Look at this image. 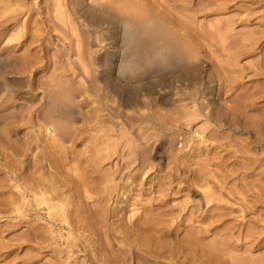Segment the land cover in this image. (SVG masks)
<instances>
[{"label": "rangeland", "instance_id": "1", "mask_svg": "<svg viewBox=\"0 0 264 264\" xmlns=\"http://www.w3.org/2000/svg\"><path fill=\"white\" fill-rule=\"evenodd\" d=\"M118 1L0 0V264H264V0Z\"/></svg>", "mask_w": 264, "mask_h": 264}, {"label": "bare ground", "instance_id": "2", "mask_svg": "<svg viewBox=\"0 0 264 264\" xmlns=\"http://www.w3.org/2000/svg\"><path fill=\"white\" fill-rule=\"evenodd\" d=\"M112 1H114V0H112ZM117 1H118V0H117ZM120 1H121V0H120ZM133 1H134V0H133ZM133 1H132V3H133ZM135 1H136V0H135ZM118 2H119V1H118ZM121 2H122V1H121ZM121 2H119V3H121ZM123 2H124V1H123ZM128 2H129V1H128ZM136 2H137V1H136ZM136 2L133 3V4H135V6H134L133 4L131 5V3L128 4L127 2L124 3L125 5L120 4V5L122 6V7H121L122 9H126V8H128L126 12L124 11L125 13H129V12H130V11H129V7H130V9H132V11L134 12V16H133L132 18H134V19H135L136 17H140V16L144 13V8L141 6V5H143V4L140 3V2H137V3H136ZM147 2H148V0L146 1V3H147ZM138 3H139V4H138ZM113 4H114V2H113ZM126 4H127V5H126ZM136 4H138V5H136ZM148 4H149V2L147 3V5H148ZM116 5H117V4H116ZM129 5H130V6H129ZM149 5L151 6V4H149ZM145 6H146V4H145ZM150 6H149V7H150ZM121 8H119V9H121ZM156 8L158 9V7H154V9H156ZM122 9H121V10H122ZM150 9H151V8H150ZM121 10H120V11H121ZM152 10H153V8H152ZM152 10H150V11H152ZM128 11H129V12H128ZM153 11H154V10H153ZM153 11H152V12H153ZM156 11H157V10H156ZM158 11H159V10H158ZM122 12H123V11H122ZM133 12H132V13H133ZM154 12H155V11H154ZM154 12H153V13H154ZM161 14H162V13H161ZM163 14H164V13H163ZM166 14H167V13H166ZM131 15H132V14H131ZM149 16H150V15H149ZM149 16H148V17H149ZM159 16H160V15H159ZM141 17H142V16H141ZM144 17H145V16H144ZM146 17H147V16H146ZM153 17H154V16H153ZM171 17H172V16H171ZM171 17H170V18H171ZM142 18H143V17H142ZM155 18H156V17H155ZM173 18H174V17H173ZM176 20H177V19H176ZM134 21L137 22V19L134 20ZM138 21H139V20H138ZM141 21H142V19H141ZM178 22H179V21H178ZM171 23H172V22H171ZM175 23H176V22H175ZM185 27H186V26H185ZM178 28H180V26H179ZM186 29H187V28H186ZM180 30H181V29H180ZM179 32H180V31H179ZM177 33H178V31H177ZM183 33H186V31H184V32L182 31V35H183ZM188 35H189V33H188ZM187 37H188V36L186 35V38H187ZM115 38H116V37H115ZM161 38H162V37H161ZM166 39H167V37H166ZM162 40H164V39H162ZM170 41H171V40H170ZM170 41H168V42H170ZM187 41H189V40H187ZM176 42H177V41H176ZM178 42H179V41H178ZM179 43H180V42H179ZM182 44H183V42L181 43V45H182ZM185 45H186V43H184L183 46H185ZM183 46H182V47H183ZM168 54H169V53H168ZM168 54H167V56H168ZM168 59H169V56H168ZM170 62H171V61H170ZM172 63H173V62H172ZM217 119H218V118H217ZM219 119H220V118H219ZM219 121H220V120H219ZM219 121H218V122H219ZM219 123H220V122H219ZM228 123H229V122H228ZM232 123H233V122H232ZM245 124H246V123H245ZM239 127H240V126H239ZM242 127H243V126H242ZM219 128H220V127H219ZM242 129H243V128H242ZM255 136H256V135H255ZM261 138H262V137H261ZM256 139H257V138H256ZM213 148H214V147H213ZM215 148H216V147H215ZM249 149H250V148H249ZM215 151H216V150H215ZM248 152H249V151H248ZM248 152H247V153H248ZM252 159H253V158H252ZM223 161H224V160H223ZM249 161H251V160H249ZM214 163H215V162H214ZM247 167H248V166H247ZM245 168H246V167H245ZM181 170H182V169H181ZM196 171H198V170H196ZM194 172H195V171H194ZM198 172H199V171H198ZM208 172H209V171H208ZM171 173H172V172H171ZM206 173H207V172H206ZM176 174H177V173H176ZM246 174H247V173H246ZM189 175H190V174H189ZM175 176H176V175H175ZM186 178L188 179V177H186ZM193 178H194V177H193ZM195 178H196V177H195ZM195 178H194V179H195ZM222 178H224V177L222 176ZM190 179H192V178H190ZM198 179H199V178H197L196 180L198 181ZM200 179H201V178H200ZM192 180H193V179H192ZM192 180H190V181H192ZM196 180H195V181H196ZM201 180H202V179H201ZM201 180H199V181H201ZM204 180H205V179H204ZM208 180H209V179H208ZM178 182H180V181H178ZM38 183H39V182H38ZM38 183L35 182V187H36V184H38ZM40 183H41V182H40ZM213 183H214V182H213ZM33 184H34V183H33ZM159 184H160V183H159ZM162 184H163V183H162ZM180 184H181V183H179L178 185H180ZM31 185H32V184H31ZM43 185H44V183H43ZM178 185H177V186H178ZM212 185H213V184H212ZM33 186H34V185H33ZM39 186H40V184H39ZM159 186H160V185H159ZM214 186H215V185H214ZM127 187H128V186H127ZM127 187H125V188H127ZM180 187H181V186H180ZM217 187H218V186H217ZM29 188H30V187H29ZM31 188H32V187H31ZM31 188H30V189H31ZM36 188H37V187H36ZM48 188H49V187H48ZM158 188H159V187H157V189H158ZM160 188H161V187H160ZM176 188H177V187H176ZM176 188H175V189H176ZM218 188H219V187H218ZM221 188H222V187H221ZM221 188H220V189H221ZM32 189H35V188L33 187ZM37 189H38V188H37ZM50 189H51V188H50ZM127 189H128V188H127ZM175 189H174V190H175ZM220 189H219V190H220ZM42 190H44V192L46 191V190L43 189V188H42ZM48 190H49V189H48ZM48 190H47V191H48ZM51 190H52V189H51ZM138 190H139V189H138ZM161 190H162V188H161ZM164 190H165V188H164ZM164 190H163V191H164ZM168 190H169V189H168ZM177 190H178V189H177ZM33 191H34V190H33ZM38 191H39V190H38ZM40 191H41V188H40ZM47 191H46V193H47ZM139 191H140V190H139ZM44 192H42V193H44ZM48 192H49V191H48ZM53 192H55V191H53ZM167 192H168V191H167ZM46 193H45V197H46V195H47ZM51 193H52V192H51ZM2 194H3V193H2ZM37 194H38V192H37ZM37 194H36V195H37ZM207 194H208V193H207ZM209 194H210V193H209ZM209 194H208V196H209ZM8 195H9V194H8ZM31 195H32V194H31ZM41 195H42V194H41ZM211 195H212V194H211ZM34 196H35V195L33 194V197H34ZM203 196H204V195H203ZM208 196H207V197H208ZM35 198L37 199V196H36ZM204 198H205V197H204ZM38 199H39V196H38ZM38 199H37V201H41V202H43L42 200H38ZM45 199H46V198H45ZM50 199H51V198H50ZM159 199H160V198H159ZM159 199H158V200H159ZM46 200L48 201V199H46ZM12 201H13V200H12ZM12 201H10V202H12ZM51 201H52V200H51ZM204 201H205V200H204ZM10 202H8V203L10 204ZM54 202H55V201H54ZM54 202H53V203H54ZM43 203L46 204V201L43 202ZM48 203H49V202H47V205H48ZM205 203H206V202H205ZM207 203H209V202H207ZM39 204H40V203H39ZM45 204H44V205H45ZM50 204H51V203H49V207H50ZM164 204H165V203H164ZM191 204H192V203H191ZM217 204H219V203H217ZM4 205H5V204H4ZM204 205H205V204H204ZM213 205H214V204H212V206H213ZM220 205H221V204H220ZM220 205H217V207L219 208ZM190 206H191V205H190ZM196 206H197V205H196ZM208 206H209V205H208ZM212 206H211V210L214 209V207H216V206H213V208H212ZM145 207H146V206H145ZM194 207H195V206H194ZM206 207H207V206H206ZM222 207H223V206H222ZM222 207H221V208H222ZM225 207H227V206H225ZM225 207H223V208H225ZM46 208H47V207H46ZM52 208H53V207H52ZM187 208H188V207H187ZM190 208H191V207H190ZM208 208H209V207H208ZM221 208H220V209H221ZM155 209H157V208H155ZM166 209H167V208H166ZM170 209H171V208H170ZM188 209H189V208H188ZM192 209H193V208H192ZM209 209H210V208H209ZM209 209H208V213L211 212ZM215 209H216V208H215ZM47 210H48V208H47ZM157 210H158V209H157ZM159 210H160V207H159ZM161 210H162V207H161ZM205 210H207V208H206ZM217 210H218V209H217ZM150 211H151V210H149V213H150ZM162 211H163V210H162ZM162 211H160L159 213H162ZM167 211H168V214H169V209L166 210V212H167ZM171 211H173V210L171 209ZM188 211H189V210H188ZM194 211H195V210H194ZM194 211H193V212H194ZM209 211H210V212H209ZM147 212H148V211H147ZM155 212H156V211H155ZM155 212H154V213H155ZM164 212H165V211H164ZM189 212H190V211H189ZM191 212H192V211H191ZM222 212H224V211H222ZM149 213H147V214H149ZM152 213H153V212H152ZM194 213H195V212H194ZM196 213H197V212H196ZM216 213H217V212H216ZM157 214H158V212H157ZM163 214H164V213H163ZM212 214H214V213L212 212ZM220 214H221V213H219V215H220ZM223 214H224V213H223ZM62 215H63V214H62ZM161 215H162V214H160L159 217H160ZM164 215H165V214H164ZM166 215H167V213H166ZM169 215H170V214H169ZM190 215H191V214H190ZM221 215H222V214H221ZM148 216H149V215H148ZM150 216H152V215H150ZM154 216H155V215H154ZM154 216H152V217H154ZM193 216H194V215H193ZM201 216H202V215H201ZM61 217H62V216H61ZM64 217H65L64 220L67 221V220H66L67 217H66L65 215H64ZM64 217H63V218H64ZM155 217H156V216H155ZM189 217H190V216H189ZM189 217H188V218H189ZM221 217H222V216H221ZM57 218H58V217H57ZM188 218H187V219H188ZM191 218H192V215H191ZM203 218H204V217H202V219H203ZM59 219H60V218H59ZM147 219H148V218H147ZM149 219L152 221V219H155V218H152V219L149 218ZM185 219H186V218H185ZM189 219H190V218H189ZM193 219H194V218H193ZM193 219H192V220H193ZM195 219H196V218H195ZM206 219H207V218H206ZM206 219H204L203 221H205ZM216 219H218V218H216ZM219 219H220V216H219ZM62 220H63V219H62ZM162 220H163V219H162ZM162 220L159 219V221H162ZM197 220H198V219H197ZM146 221H147V220H146ZM156 221H157V220H156ZM164 221H165V220H164ZM166 221H167V220H166ZM183 221H185V220H183ZM194 221H196V220H194ZM201 221H202V220H201ZM210 221H211V220H210ZM215 221H216V220H215ZM217 221H218V220H217ZM147 222H148V221H147ZM157 222H158V221H157ZM162 222H163V221H162ZM167 222H168V221H167ZM198 222H199V221H198ZM68 223H69V222H68ZM148 223H149V222H148ZM208 223H209V222H208ZM212 223H213V222H212ZM153 224H154V223H153ZM153 224H152V225L150 224V225L153 226ZM169 224H170V223H169ZM161 225H162V223H161ZM170 226H171V225H170ZM190 226H192V224H191ZM215 226H216V225H215ZM153 227H154V226H153ZM167 227H168V224H167ZM158 228H159V227H157V228H153V229H156V230H157ZM168 228H169V227H168ZM195 239H197V238H195ZM0 242H1V241H0ZM0 244H1V243H0ZM0 246H1V245H0ZM157 249H158V248H157Z\"/></svg>", "mask_w": 264, "mask_h": 264}]
</instances>
